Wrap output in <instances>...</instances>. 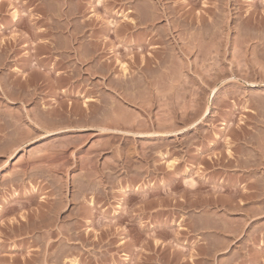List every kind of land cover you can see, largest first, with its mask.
<instances>
[{"label":"rangeland","instance_id":"374dc122","mask_svg":"<svg viewBox=\"0 0 264 264\" xmlns=\"http://www.w3.org/2000/svg\"><path fill=\"white\" fill-rule=\"evenodd\" d=\"M263 6L0 0V264H264Z\"/></svg>","mask_w":264,"mask_h":264},{"label":"bare ground","instance_id":"6f19581e","mask_svg":"<svg viewBox=\"0 0 264 264\" xmlns=\"http://www.w3.org/2000/svg\"><path fill=\"white\" fill-rule=\"evenodd\" d=\"M264 7V6H263ZM158 17V16H157ZM141 59V58H140ZM121 68V67H119ZM124 70V69H123ZM130 82V81H129ZM173 86V85H172ZM254 86V85H253ZM174 87V86H173ZM134 99V98H133ZM79 122V121H78ZM122 122V121H121ZM125 125V124H124ZM50 136V135H49ZM144 136V135H143ZM154 136V135H153ZM125 191H127V188L125 189ZM128 192H129V189H128ZM35 228V227H34Z\"/></svg>","mask_w":264,"mask_h":264}]
</instances>
